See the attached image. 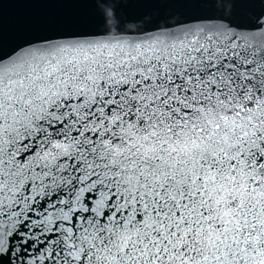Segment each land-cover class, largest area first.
I'll list each match as a JSON object with an SVG mask.
<instances>
[{
    "label": "water",
    "instance_id": "95a60500",
    "mask_svg": "<svg viewBox=\"0 0 264 264\" xmlns=\"http://www.w3.org/2000/svg\"><path fill=\"white\" fill-rule=\"evenodd\" d=\"M0 264H264V0H0Z\"/></svg>",
    "mask_w": 264,
    "mask_h": 264
}]
</instances>
